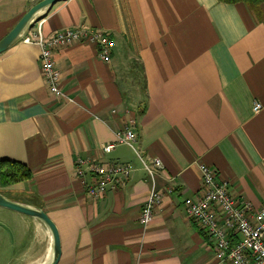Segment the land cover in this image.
Instances as JSON below:
<instances>
[{
	"label": "crops",
	"instance_id": "obj_1",
	"mask_svg": "<svg viewBox=\"0 0 264 264\" xmlns=\"http://www.w3.org/2000/svg\"><path fill=\"white\" fill-rule=\"evenodd\" d=\"M41 1L0 0V41ZM39 16L0 54V163L30 171L7 187L9 199L55 223L58 264H222L183 203L202 195V164L240 203L264 205V5L256 14L218 0H67ZM81 27L109 33L112 61L92 44L55 50L65 95L57 98L39 46L23 39L38 28L49 37ZM129 128L147 160H162L160 189L174 188L147 227L141 162L128 146L102 149ZM91 163L129 164L132 175L95 198L86 191ZM49 252L42 222L0 207V264H47Z\"/></svg>",
	"mask_w": 264,
	"mask_h": 264
},
{
	"label": "built area",
	"instance_id": "obj_2",
	"mask_svg": "<svg viewBox=\"0 0 264 264\" xmlns=\"http://www.w3.org/2000/svg\"><path fill=\"white\" fill-rule=\"evenodd\" d=\"M23 42L39 46L42 75L49 91L57 98H64L65 95L61 89V73L54 60L55 50L77 42L92 44L98 48L99 58L110 63L116 47L109 33L85 27L64 29L49 37H44L38 28ZM260 109L261 104L256 103L254 111L257 113ZM137 142L136 131L129 128L119 132L116 141L104 145L102 149L108 154L117 146L125 145L134 151L141 162L150 182V193L140 214V224L147 227L153 222L164 194L172 193L174 188L160 189L158 179L165 168L164 164L159 158L147 160L136 147ZM83 165L84 162L80 160L78 175L85 179ZM88 166L92 182L86 184V191L95 198L104 194L108 188L118 190L125 187L132 175L129 164L91 163ZM199 170L203 184L202 195L186 199L183 206L187 216L200 226L214 244L217 260L222 264H264V205L256 210L247 202L240 203L231 195L229 183L218 179L215 169L201 164ZM233 238L238 240L234 242Z\"/></svg>",
	"mask_w": 264,
	"mask_h": 264
},
{
	"label": "water",
	"instance_id": "obj_3",
	"mask_svg": "<svg viewBox=\"0 0 264 264\" xmlns=\"http://www.w3.org/2000/svg\"><path fill=\"white\" fill-rule=\"evenodd\" d=\"M64 1L67 0H43L33 6L20 19L16 26L0 41V54L6 52L18 40L22 33L32 25L34 20L39 21L44 18V16H39V14ZM0 207L42 222L52 235L53 256L51 261L47 264H58L61 256V241L59 231L55 223L42 209L12 201L2 193H0Z\"/></svg>",
	"mask_w": 264,
	"mask_h": 264
},
{
	"label": "trees",
	"instance_id": "obj_4",
	"mask_svg": "<svg viewBox=\"0 0 264 264\" xmlns=\"http://www.w3.org/2000/svg\"><path fill=\"white\" fill-rule=\"evenodd\" d=\"M225 4L245 3L253 12L261 14V6L264 5V0H218ZM30 171L24 165L14 162L0 163V184L7 186L28 180Z\"/></svg>",
	"mask_w": 264,
	"mask_h": 264
},
{
	"label": "rangeland",
	"instance_id": "obj_5",
	"mask_svg": "<svg viewBox=\"0 0 264 264\" xmlns=\"http://www.w3.org/2000/svg\"><path fill=\"white\" fill-rule=\"evenodd\" d=\"M7 185L6 184H0V193H2L4 196H6L7 198H10L8 196H12V194H10L6 189H7ZM8 195V196H7ZM15 213V212H14ZM28 217V216H27Z\"/></svg>",
	"mask_w": 264,
	"mask_h": 264
},
{
	"label": "bare ground",
	"instance_id": "obj_6",
	"mask_svg": "<svg viewBox=\"0 0 264 264\" xmlns=\"http://www.w3.org/2000/svg\"><path fill=\"white\" fill-rule=\"evenodd\" d=\"M48 229V228H47ZM50 232V231H49ZM51 234V233H50ZM51 237H52V235H51ZM50 242V241H49ZM50 253V252H49ZM52 254V255H51ZM52 256H53V249H52V253H50L49 255H48V259H50V261H51V259H52ZM49 261V262H50ZM49 262H47V263H49Z\"/></svg>",
	"mask_w": 264,
	"mask_h": 264
}]
</instances>
